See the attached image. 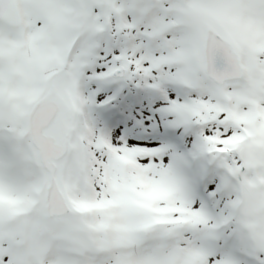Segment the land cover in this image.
<instances>
[{"label":"snow or ice","instance_id":"1","mask_svg":"<svg viewBox=\"0 0 264 264\" xmlns=\"http://www.w3.org/2000/svg\"><path fill=\"white\" fill-rule=\"evenodd\" d=\"M0 264H264V0H0Z\"/></svg>","mask_w":264,"mask_h":264}]
</instances>
